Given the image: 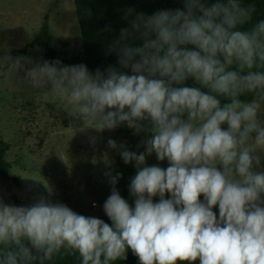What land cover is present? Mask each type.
Masks as SVG:
<instances>
[{"label": "clouds", "instance_id": "clouds-1", "mask_svg": "<svg viewBox=\"0 0 264 264\" xmlns=\"http://www.w3.org/2000/svg\"><path fill=\"white\" fill-rule=\"evenodd\" d=\"M180 2L121 29L108 46L117 66L2 58L28 86L62 98L80 131L126 126L145 138L139 153L107 140L136 168L133 204L120 174L105 173L111 223L51 192L24 205L0 197V264H35L62 248L81 264H113L129 250L139 264H264V18L251 22L242 0ZM153 155L167 167L149 165Z\"/></svg>", "mask_w": 264, "mask_h": 264}, {"label": "rangeland", "instance_id": "rangeland-1", "mask_svg": "<svg viewBox=\"0 0 264 264\" xmlns=\"http://www.w3.org/2000/svg\"><path fill=\"white\" fill-rule=\"evenodd\" d=\"M46 18L57 59L84 57L74 0H0V139L11 163V179L0 178V197L24 205L51 192L52 200L79 214L104 215L103 203L111 191L105 173L120 174L117 188L130 204L133 198L128 189L136 173L134 164H125L118 151L108 148L107 140L126 142L130 150L139 153L142 147L137 145L144 138L130 136L133 133L80 131L78 120L68 115L71 109L62 98L31 88L24 73L2 59L11 55L46 60L43 46H28ZM89 136L98 137L95 145L89 143ZM147 159L149 165L167 167V161L161 163L155 155ZM107 160L112 161L111 168L106 167Z\"/></svg>", "mask_w": 264, "mask_h": 264}, {"label": "trees", "instance_id": "trees-1", "mask_svg": "<svg viewBox=\"0 0 264 264\" xmlns=\"http://www.w3.org/2000/svg\"><path fill=\"white\" fill-rule=\"evenodd\" d=\"M214 2V0H210ZM245 5L255 9L251 22L264 18V0H242ZM77 18L80 24L84 57L65 58L63 64H86L90 70L96 68L105 69L109 65L117 66V53H109L108 46L120 37L122 28H129L130 21L135 19L137 13L152 14L159 9H175L183 7L180 0H74ZM43 46L46 52V60L57 59V49L51 45L49 22L46 18L35 39L28 45ZM26 52L27 49H23ZM191 86L192 81H188ZM133 131L126 126H121L114 131H104L105 134H129ZM11 163L6 159L5 143L0 139V178L9 180ZM15 182L20 183L19 176L14 177ZM218 214V209L216 210ZM111 221L106 214L95 216ZM35 264H81L79 253L62 248L50 259H38ZM113 264H139L138 259L129 250L127 259H121Z\"/></svg>", "mask_w": 264, "mask_h": 264}, {"label": "crops", "instance_id": "crops-1", "mask_svg": "<svg viewBox=\"0 0 264 264\" xmlns=\"http://www.w3.org/2000/svg\"><path fill=\"white\" fill-rule=\"evenodd\" d=\"M133 133V132H132ZM129 134H131V133H129ZM119 135V134H118ZM130 136H135V135H130ZM141 136H143V138H145L144 137V135L142 134ZM136 137V136H135ZM111 150V149H110ZM141 151H144V149H143V147L140 149ZM114 152H116L115 150H113ZM147 162L150 164V162L148 161V159H147ZM152 165V164H151ZM98 205V204H97ZM97 205H95V207L97 206Z\"/></svg>", "mask_w": 264, "mask_h": 264}, {"label": "built area", "instance_id": "built-area-1", "mask_svg": "<svg viewBox=\"0 0 264 264\" xmlns=\"http://www.w3.org/2000/svg\"><path fill=\"white\" fill-rule=\"evenodd\" d=\"M96 204V202H93V206Z\"/></svg>", "mask_w": 264, "mask_h": 264}]
</instances>
